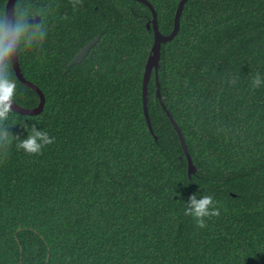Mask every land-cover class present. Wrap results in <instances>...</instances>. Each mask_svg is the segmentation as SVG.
I'll return each instance as SVG.
<instances>
[{"label": "trees", "instance_id": "1", "mask_svg": "<svg viewBox=\"0 0 264 264\" xmlns=\"http://www.w3.org/2000/svg\"><path fill=\"white\" fill-rule=\"evenodd\" d=\"M179 1L150 0L164 34ZM24 8L47 26L19 56L46 102L38 114L13 110L4 126L26 136L28 118L55 139L39 153L17 138L0 144V264H264V85L253 86L264 77V0L186 1L179 32L161 46V99L154 70L148 84L152 129L147 4L17 0ZM10 72L15 100L36 106L39 94ZM196 191L219 209L203 228L184 213Z\"/></svg>", "mask_w": 264, "mask_h": 264}, {"label": "clouds", "instance_id": "2", "mask_svg": "<svg viewBox=\"0 0 264 264\" xmlns=\"http://www.w3.org/2000/svg\"><path fill=\"white\" fill-rule=\"evenodd\" d=\"M42 15L28 8L14 11L11 17L7 13H0V144L6 145L11 138H17L18 147L27 153H39L55 139L38 127V122L28 123V118L23 122L26 136L14 135L4 126L13 111L12 105L17 96V83L10 72L11 64L19 58L22 50L38 46L45 40L47 26L42 18L36 23H30V20ZM261 85H264V77L258 74L253 80V86ZM184 203L185 215L193 217L201 228L205 226L206 218L219 214L213 197L204 192H194Z\"/></svg>", "mask_w": 264, "mask_h": 264}, {"label": "water", "instance_id": "3", "mask_svg": "<svg viewBox=\"0 0 264 264\" xmlns=\"http://www.w3.org/2000/svg\"><path fill=\"white\" fill-rule=\"evenodd\" d=\"M139 1L147 4L150 7V9L152 11V18H151V20L148 21L147 26L152 27L154 30V42H153L151 52H150L148 59H147V62H146L144 78H143L144 112H145V116H146L147 122L149 124V127L152 129V123H151V118H150L149 109H148V84H149V80H150L152 72L154 70L156 73V80H157V86H158L157 87V95L161 99L162 94H161V88H160L159 77H158V70H159L160 58H161V46H162V43L173 39L177 35V33L179 32L180 24H181V15H182V12H183V9H184V6H185V3L187 0H180L179 1L178 7L176 10V14H175V19H174V27H173L172 31L168 34H164L163 32H161V30L159 28V23H158V13H157L155 7L153 6V4L150 2V0H139ZM16 2H17V0H8L7 1L5 13H7L9 17H11L15 11ZM40 19H41V17L37 16V17H35L34 20H30V23H36ZM98 39H99V35L94 37L91 41H89L73 57V59L70 61L69 65H68L67 69H69L73 64L81 62L86 57V55L88 54V52L90 51L92 46L98 41ZM12 65H13L14 71H15L17 77L19 78V80L21 82H23L26 86L33 88L40 96L39 103L33 107L23 106L15 100L13 102V105H12L13 110H15L19 113L30 114V115L40 113L44 109V105L46 102V97H45L43 90L36 83L32 82L31 80L27 79L24 76L22 69H21L19 58L17 60H14L12 62ZM162 105H163L168 117L170 118L172 124L174 125V128L176 129V131L178 133L181 145H182L183 150L187 156L188 166H189V174L191 175L193 172H195L196 168H195V165L193 163V160H192V157H191L185 136L183 134V131H182L180 125L178 124V122L175 120L171 111L164 104V102H162Z\"/></svg>", "mask_w": 264, "mask_h": 264}, {"label": "rangeland", "instance_id": "4", "mask_svg": "<svg viewBox=\"0 0 264 264\" xmlns=\"http://www.w3.org/2000/svg\"><path fill=\"white\" fill-rule=\"evenodd\" d=\"M152 18V17H151ZM151 18L149 20H151ZM150 81V80H149Z\"/></svg>", "mask_w": 264, "mask_h": 264}]
</instances>
